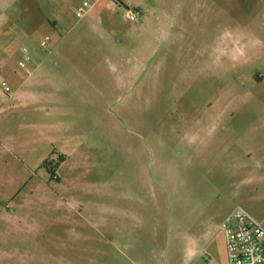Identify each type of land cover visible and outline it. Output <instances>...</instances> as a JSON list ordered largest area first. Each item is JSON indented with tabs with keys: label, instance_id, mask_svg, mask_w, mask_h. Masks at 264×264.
<instances>
[{
	"label": "rangeland",
	"instance_id": "rangeland-1",
	"mask_svg": "<svg viewBox=\"0 0 264 264\" xmlns=\"http://www.w3.org/2000/svg\"><path fill=\"white\" fill-rule=\"evenodd\" d=\"M71 1L108 83L49 111L55 0H0V264H227L224 216L264 226V0Z\"/></svg>",
	"mask_w": 264,
	"mask_h": 264
},
{
	"label": "crops",
	"instance_id": "crops-1",
	"mask_svg": "<svg viewBox=\"0 0 264 264\" xmlns=\"http://www.w3.org/2000/svg\"><path fill=\"white\" fill-rule=\"evenodd\" d=\"M113 5V0H95L87 9V13L94 15L101 9L112 8ZM136 7L141 10L139 6ZM75 15L73 1L55 0V3L50 6V11L42 14L40 18L46 39L45 43H42L44 45L43 49H32L26 56L27 63L23 68L24 71L30 70L31 73L36 68H41L43 75L41 83L46 89L45 99L50 104L47 108L49 111H61L60 105L73 97V95L63 91L64 88H77L80 90L79 94L82 95V98L84 94L87 100H93L97 97L96 88L99 78H102L103 83H108L106 77L100 75L99 64V55L108 52L104 48L100 49L98 44L93 43V35L86 28L81 31L82 26L74 35L70 34V31L73 28L76 29V25L81 22L82 17L76 18ZM90 21L91 18L87 23H92ZM136 68L140 69L139 66ZM21 83L18 81V84ZM208 240L205 239L203 243L208 242ZM194 254H197V252H193L191 256Z\"/></svg>",
	"mask_w": 264,
	"mask_h": 264
},
{
	"label": "built area",
	"instance_id": "built-area-1",
	"mask_svg": "<svg viewBox=\"0 0 264 264\" xmlns=\"http://www.w3.org/2000/svg\"><path fill=\"white\" fill-rule=\"evenodd\" d=\"M95 0H82L83 6H91ZM126 15L131 20L141 17L138 8H128ZM44 42V41H42ZM1 88L8 90L5 81ZM55 176V173H54ZM224 233L227 264H264V226L244 208L237 207L220 223ZM197 253L202 254L201 249Z\"/></svg>",
	"mask_w": 264,
	"mask_h": 264
},
{
	"label": "trees",
	"instance_id": "trees-1",
	"mask_svg": "<svg viewBox=\"0 0 264 264\" xmlns=\"http://www.w3.org/2000/svg\"><path fill=\"white\" fill-rule=\"evenodd\" d=\"M42 165L44 166V167H46L49 171H51L50 170V168H48L49 166V160L48 159H45V160H43V162H42ZM52 172V171H51Z\"/></svg>",
	"mask_w": 264,
	"mask_h": 264
}]
</instances>
